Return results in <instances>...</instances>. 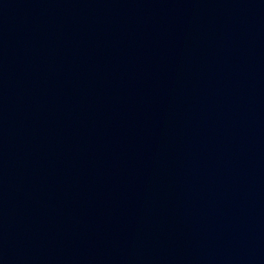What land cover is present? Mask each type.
Returning a JSON list of instances; mask_svg holds the SVG:
<instances>
[{
  "label": "water",
  "instance_id": "95a60500",
  "mask_svg": "<svg viewBox=\"0 0 264 264\" xmlns=\"http://www.w3.org/2000/svg\"><path fill=\"white\" fill-rule=\"evenodd\" d=\"M0 264H264V10L0 0Z\"/></svg>",
  "mask_w": 264,
  "mask_h": 264
}]
</instances>
